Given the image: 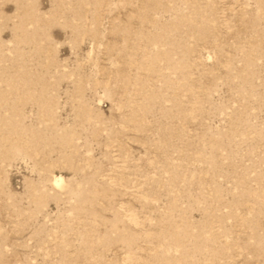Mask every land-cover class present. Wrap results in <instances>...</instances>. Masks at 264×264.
Returning a JSON list of instances; mask_svg holds the SVG:
<instances>
[{
  "label": "rangeland",
  "instance_id": "rangeland-1",
  "mask_svg": "<svg viewBox=\"0 0 264 264\" xmlns=\"http://www.w3.org/2000/svg\"><path fill=\"white\" fill-rule=\"evenodd\" d=\"M0 264H264V0H0Z\"/></svg>",
  "mask_w": 264,
  "mask_h": 264
},
{
  "label": "bare ground",
  "instance_id": "bare-ground-1",
  "mask_svg": "<svg viewBox=\"0 0 264 264\" xmlns=\"http://www.w3.org/2000/svg\"><path fill=\"white\" fill-rule=\"evenodd\" d=\"M60 181H61L60 179L55 180V182H57V183L60 182Z\"/></svg>",
  "mask_w": 264,
  "mask_h": 264
}]
</instances>
